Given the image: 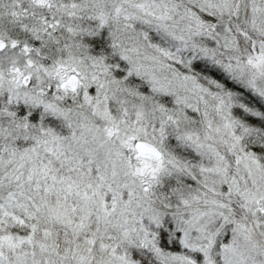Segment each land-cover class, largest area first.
I'll return each mask as SVG.
<instances>
[{
    "label": "snow or ice",
    "instance_id": "snow-or-ice-1",
    "mask_svg": "<svg viewBox=\"0 0 264 264\" xmlns=\"http://www.w3.org/2000/svg\"><path fill=\"white\" fill-rule=\"evenodd\" d=\"M0 264H264V0H0Z\"/></svg>",
    "mask_w": 264,
    "mask_h": 264
}]
</instances>
